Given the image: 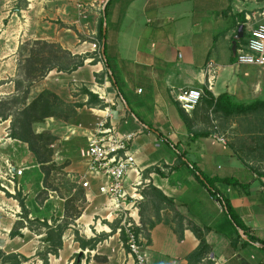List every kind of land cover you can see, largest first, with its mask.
I'll return each mask as SVG.
<instances>
[{
	"label": "crops",
	"instance_id": "obj_1",
	"mask_svg": "<svg viewBox=\"0 0 264 264\" xmlns=\"http://www.w3.org/2000/svg\"><path fill=\"white\" fill-rule=\"evenodd\" d=\"M25 1L23 6L11 0L10 7L16 12L40 13L49 5V0ZM56 1H63L53 10L57 14L55 20L60 23H50L52 33L41 32L39 38L59 44L72 55L98 51L97 23L105 0H79L88 8L85 18L78 17L75 1ZM242 13L246 38L240 46L246 43L249 26L264 23L263 0H110L106 10L105 56L121 92L117 94L116 87L107 79L110 97L119 99L112 121L119 132L135 133L130 150L143 181L139 191H148L149 184L154 186L173 200L182 215L210 228L206 234L210 253L197 264H264V105L245 114L226 115L216 111L208 98L203 97L183 119L173 98V92L180 88L205 89L204 68L211 60L220 67L213 90L205 89L211 96L225 92L239 103L264 101V67L239 66L235 58L231 62V38ZM252 14V20L247 22L246 15ZM81 35L90 42L83 40L81 46ZM91 61L88 58L83 66L70 73L53 69L44 78V88L75 105L73 115L63 121L64 126H59L58 120L54 125L59 130L50 129L54 136L58 135L53 146L61 143L56 159L58 163L66 161L63 170L71 182L82 187L78 181L85 175L89 184L82 187L85 203L81 215L69 224L58 254L49 255L48 262L135 264L119 232L110 233L111 228L107 224L102 226L101 220L91 228L95 215L109 222L115 220L114 213L108 215L107 198L99 192L104 178L89 174L87 160L81 154L99 115L91 110L97 105L86 103L88 96L82 89L91 91L94 84L105 80L104 76L102 82H97L95 77L103 74L102 63ZM225 72L230 76L220 83ZM208 108L216 111V118L208 114ZM3 121L0 122V167H3L1 158H7L17 168H24L14 182L24 198L29 223L21 217V207L14 195L0 189V249L27 257L23 264H42L36 253L45 246V230L34 222L46 220L49 225L54 220L60 222L64 198L48 189L39 196L45 189L39 164L23 144L22 153H15L20 141L8 136L9 121ZM214 132L224 136V144L213 139ZM180 153L205 175L234 181L231 184L217 181L215 186L229 199L249 235L258 241L242 244L237 240L220 205L197 181L189 166L181 162ZM133 179L129 171L125 179L129 194L134 192ZM143 201L144 198L139 202ZM125 210L131 213V220L140 221L139 206L135 210L126 204ZM159 215L161 222L151 228L145 224L150 240L145 249L149 264H188L186 256L196 249L198 239L187 227L178 239L170 209H160ZM143 216L146 221L155 219L150 206L144 209ZM16 222H23L22 236L11 237L9 232ZM75 230L85 240L97 235H104V239L93 250L82 249L75 239ZM78 254L83 256L80 258Z\"/></svg>",
	"mask_w": 264,
	"mask_h": 264
},
{
	"label": "trees",
	"instance_id": "obj_2",
	"mask_svg": "<svg viewBox=\"0 0 264 264\" xmlns=\"http://www.w3.org/2000/svg\"><path fill=\"white\" fill-rule=\"evenodd\" d=\"M264 1V0H263ZM110 0H108L104 7V14L101 10L100 17L97 23V44L101 47L102 45V39L105 37L102 33L104 20L106 17V10L107 6L109 4ZM244 14L242 13L239 25L236 28V31L234 35L232 36V41L235 38V35L237 34L239 26L242 25L244 22ZM243 26V25H242ZM246 38L245 36V29L243 26V37L237 39L236 41V50L239 48L240 44L244 41ZM37 43H41L44 46H46L47 53H49V58H46V61H48L47 65H44L43 69L35 68V71H39L37 75L34 77L25 76V78L16 79L14 81L15 83V92L11 95L0 97V119L6 120L10 118V126L8 128V136L12 139L21 141L22 143H25L27 145L28 150L32 153V155L35 157V161L39 164V167L41 169V172L43 173V185L45 189H42L39 192V196H43L47 193V190L57 191L56 188L51 187L48 185V177L50 175V166H45L46 163L50 164L52 161L50 159L51 157V148H46V146H50L52 144V141L54 140V136H52L48 132H40L37 133L33 130V124L41 122L46 117H58L57 109L61 108H67L69 112L71 111V114L74 112V106L64 102L57 96L55 93L51 92L48 89L42 90L36 97L29 100V93H30V87H31V78H41L45 75V73L48 71H51L53 69H56L57 71L67 72L70 73L77 68L84 65V62L88 58H92L91 63H93L98 57L99 61L104 66V72L99 76H95L97 82H102L104 76L107 77V79L110 81V83L113 85V87H116L117 94H121L120 89L117 86V82L115 80V76L113 74V71L109 67L108 60L105 56V44H104V52H101V49H98V51H95L94 53H86L83 55H72L68 50L62 49V47L53 42H47V41H39ZM232 47V44H231ZM58 53H61L60 56H58ZM235 54L231 56V62L234 60ZM82 93L86 94L88 96L87 104L88 105H102L101 101L98 99L97 95L92 93L88 89H82ZM208 98V102L213 105V108L216 111H221L223 114L226 115H232V114H245L250 111L256 110L260 105H264V101H253L248 104L239 103L236 101H233V99L225 92H222L218 94L216 97H213L209 94V92L205 91V96ZM202 100V99H201ZM178 105V104H177ZM179 112L181 117L185 119L186 114L184 111L180 109L178 106ZM150 129L151 126H148ZM159 136H163L160 132H157ZM204 134V133H199ZM169 144L170 142L166 140ZM180 159L182 163H185L189 166V168L192 170V172L195 174V177L197 181L208 191L210 196L215 199L218 204L220 205L221 209L223 210L224 214L227 216L228 220L232 224L237 240L240 239L242 244L247 243H255L258 241L256 238L249 235L248 228L245 226V224L242 222L239 214L234 209V207L231 205L229 199L224 197L219 190L215 186V182L222 181L225 183H233L234 181L230 178L220 179L217 177H209L205 175L202 171L199 170V168L191 161H189L184 153H180ZM63 168V166H60V169ZM66 175V173H65ZM149 190L145 191L142 190L141 194L143 195L144 201L139 202V212H140V224L141 226L139 228H136V232L142 231L143 235L149 240V234L146 232L145 224L149 226V228L153 227L154 224L161 222L162 218L159 215V211L162 208H168L173 212L172 216V222L174 223L173 230L176 233L178 239H181L183 236V230L185 227L190 229L195 237L198 239V245L195 250L190 252L187 256V262L188 264H197L198 261L203 256H206L208 253H210V245L206 241V234L210 230L207 226H199L194 221H192L187 216L182 215L177 209L176 205L173 202L172 199L166 197L160 190L155 188L154 186L149 184ZM69 189L70 193L72 192L69 199H64V215L60 222L54 223L52 225H49L46 220L39 221L35 220L34 223H37L38 225L44 227L45 235L43 237V242L45 243V246L39 250L36 255L41 260L42 264H49L48 262V256L49 255H57L58 249L62 246V235L65 232V230L69 227V224H72L74 220H76L80 215V210H74L72 213L71 208H73L72 202L75 199L84 200L85 199V192L82 187L78 186L74 182H69ZM8 194V193H7ZM10 195V194H8ZM75 196V198H74ZM14 197L18 200L19 205L21 207V217L29 223L27 220L28 210L26 209L24 198L22 197V193L20 191H17L14 195ZM150 206L152 209L155 219L154 220H148L146 221L143 216L144 209L146 207ZM119 225V222L117 221L113 225H111V232L114 233L117 226ZM186 225V226H185ZM110 226V225H109ZM23 227V222H16L14 226L12 227L11 231L9 232V235L11 237L15 236H22L21 228ZM239 231H242L244 239L239 234ZM75 239L79 242L80 247L82 249H85L86 247L90 250L95 249L98 242L103 240L104 235H97L94 238H91L89 240H85L81 238L78 234V231H74ZM120 239L123 243V245L127 248L126 244V237L124 233V229H121L120 231ZM264 245V242H262ZM78 257H82L83 254L77 255ZM28 261V258L18 254V253H6L2 249H0V264H23L24 262ZM74 264H78L75 262Z\"/></svg>",
	"mask_w": 264,
	"mask_h": 264
},
{
	"label": "built area",
	"instance_id": "obj_3",
	"mask_svg": "<svg viewBox=\"0 0 264 264\" xmlns=\"http://www.w3.org/2000/svg\"><path fill=\"white\" fill-rule=\"evenodd\" d=\"M75 1L78 10V17L85 18L88 8L79 0ZM252 15H246V21L252 20ZM236 65H253L264 67V23H257L249 26V36L246 43L240 46L235 52ZM219 66L209 60L205 64L204 74L206 76L205 89L213 90L214 82L218 76ZM101 84H94L91 92L96 94L101 104L91 108L93 112L98 113L97 120L94 122L93 130L87 137V145L81 154L87 160V171L89 174L102 176L104 182L99 186V192L107 198L106 208L108 215L114 213V219L119 221L116 231L120 233L124 229L126 237L127 251L133 257L135 264H149L147 253L148 239L142 231L136 232V228L141 226L140 221L131 218V213L125 210L126 204L137 210L138 202L143 199L139 187L143 184L140 179V170L136 166V160L130 150L135 133H121L112 121V115L115 112L119 101L116 97H110L106 90L107 77ZM204 88H180L173 92V98L180 109L186 114H190L201 99L205 96ZM215 141L225 143L223 135L217 132L212 134ZM27 152L30 151L27 145H24ZM3 167H0V187L15 194L18 185L15 184V176L23 174L24 168H17L7 158H1ZM131 171L134 175L132 188L134 192L129 194L126 189V177ZM78 183L83 188L88 187V181L85 175L81 176ZM10 187V188H9Z\"/></svg>",
	"mask_w": 264,
	"mask_h": 264
},
{
	"label": "rangeland",
	"instance_id": "obj_4",
	"mask_svg": "<svg viewBox=\"0 0 264 264\" xmlns=\"http://www.w3.org/2000/svg\"><path fill=\"white\" fill-rule=\"evenodd\" d=\"M17 1H18V5H23V6L26 5L25 0H17ZM65 2L68 3L69 0H66ZM11 3H12L11 0H0V97H5L15 92L14 81L16 79L25 78V76L27 75L30 77H34L39 73V71L34 72L35 68L43 69L44 65L48 64L46 58H49V56H51L49 55V53H47L48 48L43 44L37 42H39L40 40L45 41L39 38L41 36L40 35L41 32L52 33V30L49 28L51 26L50 23H56V24L60 23L59 21L55 20L57 14L55 13L53 14L54 12L53 10L56 8L57 5H61L63 1L58 2L56 0H49L48 1L49 5L47 6V8L44 11L42 10L40 13L16 12L15 9L10 7ZM83 40H86L87 43L90 42L89 38H85L83 35H81L79 42L81 46H84L83 44L85 41ZM98 49H101V47L98 46ZM60 55L61 53H58V56ZM96 60H99V58H97ZM47 73L48 71L41 78H34V79L31 78L29 100L33 99L42 90L46 89L44 88V78L47 75ZM229 76H230L229 73L225 72L222 79L220 80V83L225 82V80H228ZM117 84L120 87V83L117 82ZM207 112L212 116V118L217 117V113L213 108L212 109L208 108ZM57 113L59 114L58 117H46L41 122L33 124V130L37 133L43 131L48 132L52 136H54L50 132V129L51 128L57 129L58 125L57 124L54 125L55 122L59 120L58 121L59 126H64L63 121H67V119H69V117L73 115L71 114V111L69 112V110L64 107L63 109L58 108ZM7 120L9 121V126H10V121H11L10 118L6 119V121ZM0 122H4V121L0 119ZM48 122H50L51 124L49 125L48 129H45V126ZM57 136L58 135L54 136V140L52 141V144L50 146L49 145L46 146V148H51L52 150L50 157L52 162L50 164L46 163L45 165L47 167L50 166L51 168L47 182L49 186L57 189L55 193L58 196L64 199H69L73 192L71 191L70 193L68 191L70 190L69 182H71V180L67 177V175H65V171L63 170V168L60 169V166L64 167L66 165V161L58 163L56 159L57 157L56 151L57 149H60L61 143H56V145L53 146V143H55L54 142L55 137ZM18 144L19 147H17L18 150L15 153L21 154L22 152H20L21 151L20 146L23 148V145L26 144L22 143L21 141ZM25 157H27V155ZM0 189L2 188L0 187ZM17 191L18 190L15 189V193ZM84 203H85V199L84 200H81V198L75 199L72 202L73 208L70 209L71 210L70 213H72L75 209L82 211L84 207ZM105 214L106 212L102 213V215ZM98 220H101L102 226L104 224H107L108 226L110 225L109 227H111V225H113L118 221L117 219H115L112 222H109L106 219H101L100 215H95L93 219L94 223L93 225H91V228L92 226H95L96 221ZM36 227L37 226H35L34 229Z\"/></svg>",
	"mask_w": 264,
	"mask_h": 264
},
{
	"label": "water",
	"instance_id": "obj_5",
	"mask_svg": "<svg viewBox=\"0 0 264 264\" xmlns=\"http://www.w3.org/2000/svg\"><path fill=\"white\" fill-rule=\"evenodd\" d=\"M107 1L108 0H105V2L102 5L103 14H104V7H105V4H106ZM102 33H103V35H105V20H104V24H103ZM242 37H243V26L241 25L238 28V31H237V34L235 35L234 40L232 41L231 50H232L233 54L236 52V41H237V39L242 38ZM104 44H105V37H103V39H102V45H101V52L102 53L104 52ZM240 234L243 236L242 231H240Z\"/></svg>",
	"mask_w": 264,
	"mask_h": 264
}]
</instances>
